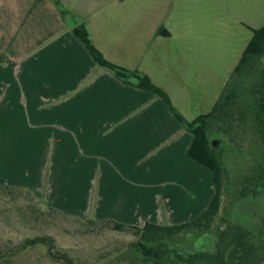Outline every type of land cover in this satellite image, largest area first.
<instances>
[{
    "label": "crops",
    "instance_id": "0c3cea01",
    "mask_svg": "<svg viewBox=\"0 0 264 264\" xmlns=\"http://www.w3.org/2000/svg\"><path fill=\"white\" fill-rule=\"evenodd\" d=\"M58 1L64 14L52 0H0V55L7 60L0 62V188L23 187L44 207L73 217L53 199L64 187L66 163L55 170L52 161H107L137 200L132 206L111 177L97 190L95 221L137 227L135 214L147 200L153 213L163 208L178 218L201 199L202 212L214 187L211 172L187 156L192 135L158 97L137 89L136 79L99 68L73 29L83 25L107 61L145 74L192 122L211 110L232 73L224 72L226 55L211 48L202 24L215 0ZM161 28L167 37L156 34ZM18 161L35 162L34 174L14 184ZM38 161L45 162L37 171ZM100 208L126 217L100 216Z\"/></svg>",
    "mask_w": 264,
    "mask_h": 264
},
{
    "label": "rangeland",
    "instance_id": "374dc122",
    "mask_svg": "<svg viewBox=\"0 0 264 264\" xmlns=\"http://www.w3.org/2000/svg\"><path fill=\"white\" fill-rule=\"evenodd\" d=\"M261 1L215 0L214 4L211 2L209 6L208 22L205 20L202 24L204 31H209L211 48L215 51L219 49L226 55L224 69L226 75L232 72L231 68L234 69L242 48L246 47V43L251 38L252 31L264 25V14H261L264 7L260 6ZM249 2L258 5V9L255 10L248 4ZM215 7L220 13L214 10ZM213 31H215V35ZM0 56L3 58L2 62L7 61L3 55ZM260 63L261 66H264V58ZM208 138L211 143H214L215 148H219L225 170L220 210L211 229L207 232H193L174 237L171 245L176 250L204 251L212 247L217 233L224 230L228 223L245 230L255 231L264 221V188L256 196L249 195L242 200H237L243 178L251 175L261 161V148L257 139L248 134L233 143L222 135L214 133L210 134ZM44 162L38 161L37 171ZM50 162L45 163V172L43 173L45 185L48 183V164ZM62 162L66 163L64 169H61L65 171L64 187L58 193H54L53 199L60 205V211L73 215L68 218L95 221L94 207L97 190L99 187L103 189L109 185L111 177L115 190L127 191L129 193L128 201H131L132 206L135 204L137 199H134L133 192L128 191V186L123 183L120 177H113L112 172L106 169L107 161H92L90 165L88 161H52L55 170L60 169ZM144 162L147 167L154 163L153 161ZM33 163L35 165L33 161H18L17 175L12 174L11 179L14 184L22 183L21 178L25 173L33 178ZM90 169L95 170L89 171ZM18 188L25 189L20 186ZM165 191H168V188ZM14 200L0 195V250L5 253L0 256V264H63L48 256V247L45 245L39 244L25 249L16 248L25 239L42 236H49L54 240L53 254L64 253L75 264H152L144 263L142 257L129 247L136 241L133 234L129 232L118 233L98 226L87 227L79 221H67L58 216H48L45 213V207L26 196ZM148 204L147 200L146 208L138 210L135 214V222H140L138 226L150 223L149 220H157V225L161 226H171L172 224L169 222L172 220L173 222L185 220L174 224L179 225L194 220L201 213L200 210L204 208L203 200L201 203V199H199L187 214L175 218L174 214L164 211L163 208L157 213H153V208H149ZM99 215H108L115 219L126 217V215L113 214L105 208L99 209ZM120 224L118 223V225ZM160 264H166V262Z\"/></svg>",
    "mask_w": 264,
    "mask_h": 264
},
{
    "label": "trees",
    "instance_id": "16d2710c",
    "mask_svg": "<svg viewBox=\"0 0 264 264\" xmlns=\"http://www.w3.org/2000/svg\"><path fill=\"white\" fill-rule=\"evenodd\" d=\"M52 1L62 14L66 12L58 0ZM73 34L99 68L112 72L122 81L130 77L136 79L137 89L152 93L167 106L175 119L192 135V143L187 150V156L211 172L214 192L206 209L194 220L171 226L146 223L143 227L137 228L118 225L110 221H80L68 218L46 207L45 213L48 216H58L67 221H79L87 227L98 226L118 233L133 234L136 241L129 247L142 257L144 263L264 264V221L255 231L245 230L228 223L224 230L217 233L212 247L204 251L176 250L171 245L172 239L181 234L207 232L211 229L219 213L225 170L219 148H215L213 142L209 141L210 134H220L233 143L248 134L255 137L260 144L261 161L251 175L243 178L237 200H242L249 195L256 196L264 188V66H261L260 63L264 58V26L252 31V38L211 110L192 122H187L174 109L167 93L156 86L145 74L123 69L107 61L92 44L83 25L76 26L73 29ZM156 34L168 36V33L162 28L158 29ZM2 60L3 58L0 56V62ZM0 195L15 199L14 201L26 196L43 206L37 197L25 189L0 188ZM39 244L48 247V256L51 258H55L63 264H75L64 253H52L54 240L49 236L25 239L16 248L25 249ZM2 253L4 251L0 250V256Z\"/></svg>",
    "mask_w": 264,
    "mask_h": 264
},
{
    "label": "water",
    "instance_id": "95a60500",
    "mask_svg": "<svg viewBox=\"0 0 264 264\" xmlns=\"http://www.w3.org/2000/svg\"><path fill=\"white\" fill-rule=\"evenodd\" d=\"M213 146H214V143H213Z\"/></svg>",
    "mask_w": 264,
    "mask_h": 264
}]
</instances>
